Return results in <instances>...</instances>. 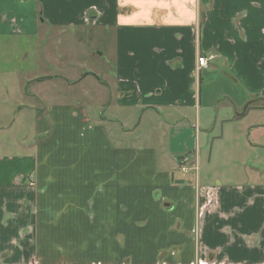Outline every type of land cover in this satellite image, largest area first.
<instances>
[{
  "label": "crops",
  "instance_id": "0c3cea01",
  "mask_svg": "<svg viewBox=\"0 0 264 264\" xmlns=\"http://www.w3.org/2000/svg\"><path fill=\"white\" fill-rule=\"evenodd\" d=\"M40 1L41 24L114 28V66L94 75L101 108L32 84L30 151L0 153V251L23 226L30 243L5 263L264 264V167L245 140L246 112L264 113V0ZM27 2L0 0V36L37 34ZM197 53L215 57L198 69ZM200 110L216 112L197 128ZM217 125L211 145L235 127L242 143L201 160L181 144Z\"/></svg>",
  "mask_w": 264,
  "mask_h": 264
},
{
  "label": "rangeland",
  "instance_id": "374dc122",
  "mask_svg": "<svg viewBox=\"0 0 264 264\" xmlns=\"http://www.w3.org/2000/svg\"><path fill=\"white\" fill-rule=\"evenodd\" d=\"M22 1L34 2L36 21L40 22V24L38 23L37 34L34 36H29L22 29H17V32L20 31L21 33L18 36H0V153L4 154L10 152L27 153L30 151V149L28 150L26 148L25 150L21 148L24 144L30 147L34 137L31 126L32 109H29V107L35 105L33 104L35 101L29 96L33 86L32 84H41V86H44L42 88L43 91L51 87L56 88L55 91L61 89L60 92H64L62 94V101L81 100L84 103L92 102L94 105L99 103L98 106L101 108V104L107 101L108 94H106L107 90L103 86L97 84L94 75L99 74V81L105 83L104 81L107 82V79H109L107 75L113 70L114 66V28L107 26L54 27L41 24V22L45 21L41 12L42 2L40 0ZM92 8L94 9L89 11L88 16L94 15L95 12V15L99 17L103 14L106 7L104 6L103 9L102 6H99L98 10L95 6ZM201 16L202 14L199 15V18ZM87 71L90 73L84 77L83 81L80 80L72 84ZM55 74L57 76L52 78L51 81L47 80L44 83L33 81L36 76H40L38 78L40 80L45 79V77H41L43 75ZM205 81L206 79L200 85V97L202 100L208 98ZM41 97H44L43 102H45L48 100L49 94H43L41 92ZM218 101L220 103L222 100ZM222 104L223 101L220 103V106ZM105 113L109 117H113L112 110L106 109ZM105 113L102 112V115H105ZM214 113L212 110H207L205 114L203 110H200L199 117L201 119L195 126L197 125V128L203 127L202 117L210 116V118L214 119ZM139 117L137 115L131 118L133 120L137 118L138 120ZM246 117L250 120L246 125L250 124V127H255L249 130V134L248 130L245 132V140L248 141L250 139L252 143L257 144L258 147H256V150L261 154L264 167V113L248 111L246 112ZM216 122L218 123V119ZM221 128L223 126L217 125L213 133L210 132V129L206 130V134H208L206 139H204L203 133L197 134L196 140L195 135L194 137L193 135L190 136V133L194 131L192 127L191 130H186L183 133L184 136L182 134L185 140L181 144L185 145L184 148L186 150V147H191L190 149L192 151L198 149L200 151L199 160H201V157L208 152L211 154L213 152L211 150L235 146L236 142L242 143L243 139L236 141L231 137L233 134L242 135L243 133V128L235 127L228 133L222 130L220 136L223 138L218 140L215 145L213 144L216 140H213L214 142L211 145L212 136L219 134ZM215 152L216 155H210V161L220 163V161L229 160L223 154L218 155L221 152ZM240 153L241 151L237 154ZM210 161L209 163L206 162V164H210ZM28 230L29 227L25 228L23 226L19 228L17 235L6 239L8 241L0 251V264H6L5 260L11 256L13 251L17 249L23 251L26 243H30V237H27L28 233H26Z\"/></svg>",
  "mask_w": 264,
  "mask_h": 264
},
{
  "label": "built area",
  "instance_id": "2783aa9c",
  "mask_svg": "<svg viewBox=\"0 0 264 264\" xmlns=\"http://www.w3.org/2000/svg\"><path fill=\"white\" fill-rule=\"evenodd\" d=\"M214 57H215L214 53H208L207 55H200L199 53H197L196 63H197L198 69L201 67H206L208 64V61L210 59H213ZM194 264H204V263L201 260L197 259Z\"/></svg>",
  "mask_w": 264,
  "mask_h": 264
},
{
  "label": "trees",
  "instance_id": "16d2710c",
  "mask_svg": "<svg viewBox=\"0 0 264 264\" xmlns=\"http://www.w3.org/2000/svg\"><path fill=\"white\" fill-rule=\"evenodd\" d=\"M250 108H252V107H250Z\"/></svg>",
  "mask_w": 264,
  "mask_h": 264
}]
</instances>
